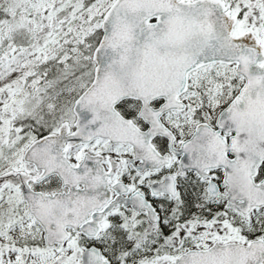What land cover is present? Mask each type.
<instances>
[{
  "label": "snow or ice",
  "instance_id": "snow-or-ice-1",
  "mask_svg": "<svg viewBox=\"0 0 264 264\" xmlns=\"http://www.w3.org/2000/svg\"><path fill=\"white\" fill-rule=\"evenodd\" d=\"M0 264H264V0H0Z\"/></svg>",
  "mask_w": 264,
  "mask_h": 264
}]
</instances>
